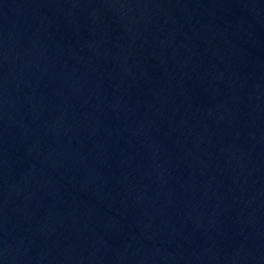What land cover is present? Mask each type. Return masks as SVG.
I'll return each instance as SVG.
<instances>
[{"label":"water","instance_id":"95a60500","mask_svg":"<svg viewBox=\"0 0 264 264\" xmlns=\"http://www.w3.org/2000/svg\"><path fill=\"white\" fill-rule=\"evenodd\" d=\"M0 264H264V0H0Z\"/></svg>","mask_w":264,"mask_h":264}]
</instances>
